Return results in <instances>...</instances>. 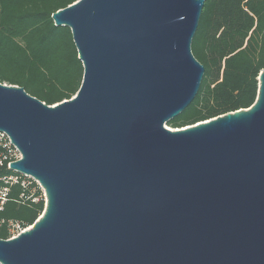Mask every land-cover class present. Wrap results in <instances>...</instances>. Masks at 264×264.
<instances>
[{"label": "water", "instance_id": "obj_1", "mask_svg": "<svg viewBox=\"0 0 264 264\" xmlns=\"http://www.w3.org/2000/svg\"><path fill=\"white\" fill-rule=\"evenodd\" d=\"M205 0H78L79 90L48 106L0 83V132L39 183L32 226L0 239V264H264V68L247 110L185 128L191 42Z\"/></svg>", "mask_w": 264, "mask_h": 264}, {"label": "trees", "instance_id": "obj_2", "mask_svg": "<svg viewBox=\"0 0 264 264\" xmlns=\"http://www.w3.org/2000/svg\"><path fill=\"white\" fill-rule=\"evenodd\" d=\"M77 1L0 0V83L22 87L48 106L75 96L83 66L70 29L55 26L51 15ZM191 52L204 67L203 78L193 101L168 127L249 109L264 68V0H205ZM3 189L0 239L9 240L13 230L38 220L45 201L34 181L6 165L0 166Z\"/></svg>", "mask_w": 264, "mask_h": 264}, {"label": "built area", "instance_id": "obj_3", "mask_svg": "<svg viewBox=\"0 0 264 264\" xmlns=\"http://www.w3.org/2000/svg\"><path fill=\"white\" fill-rule=\"evenodd\" d=\"M0 148H1V151H0V166L6 165L7 168L10 170L9 164L19 161L22 158L21 153L11 143L10 138L6 134L1 133V132H0ZM23 177H25V176H23ZM26 178H29V177H26ZM9 180L13 181V182H16L17 178L11 177V178H9ZM31 180L34 181L38 185L39 189L42 191V195H43V198H44V201H45V195H44L43 189L41 188V186L39 185L38 182H36L33 179H31ZM6 191H7V189H3L0 192V199H1V203L0 204L1 205L3 204ZM0 210H1V208H0ZM22 231H24V230H20V229L18 231L13 230L11 238L16 237Z\"/></svg>", "mask_w": 264, "mask_h": 264}, {"label": "rangeland", "instance_id": "obj_4", "mask_svg": "<svg viewBox=\"0 0 264 264\" xmlns=\"http://www.w3.org/2000/svg\"><path fill=\"white\" fill-rule=\"evenodd\" d=\"M27 179H30V178H27Z\"/></svg>", "mask_w": 264, "mask_h": 264}]
</instances>
